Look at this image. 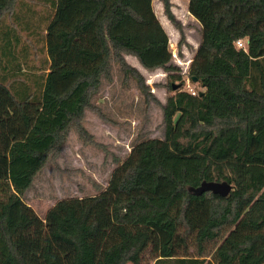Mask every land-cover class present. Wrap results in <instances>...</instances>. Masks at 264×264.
Masks as SVG:
<instances>
[{
  "label": "trees",
  "instance_id": "trees-1",
  "mask_svg": "<svg viewBox=\"0 0 264 264\" xmlns=\"http://www.w3.org/2000/svg\"><path fill=\"white\" fill-rule=\"evenodd\" d=\"M160 1L182 45L173 2ZM189 12L202 25L197 95L153 0H0V264H142L147 253L154 264H264V0H190ZM128 54L169 72L164 138L136 143L99 193L41 217L23 195L72 128L91 138L85 113L112 62L147 90ZM204 180L234 189L194 193Z\"/></svg>",
  "mask_w": 264,
  "mask_h": 264
},
{
  "label": "rangeland",
  "instance_id": "rangeland-1",
  "mask_svg": "<svg viewBox=\"0 0 264 264\" xmlns=\"http://www.w3.org/2000/svg\"><path fill=\"white\" fill-rule=\"evenodd\" d=\"M175 3L173 8L185 34L182 45L179 44L181 32L165 15L162 2L153 0V7L170 36L173 64L185 80L183 89L186 90L190 83L200 90L201 85L190 78L189 69L202 41V30L189 19L187 0H175ZM41 57L44 61L47 53L43 51ZM126 59L141 72L148 85L147 90L140 89L134 76L125 78L119 64L112 62L111 75L103 77L102 85L92 99L95 107L88 108L85 113L83 124L91 138L86 140L72 128L62 150L50 158L23 195L25 202L41 217L45 218L49 209L61 199L99 193L136 143L164 138L163 108L157 100L161 103L166 101L168 92L165 85L169 72L161 68L147 70L131 54L126 55ZM36 64L40 65L41 61ZM219 242L212 241L208 249ZM191 252L196 253L194 248ZM142 264H154L149 253Z\"/></svg>",
  "mask_w": 264,
  "mask_h": 264
},
{
  "label": "water",
  "instance_id": "water-1",
  "mask_svg": "<svg viewBox=\"0 0 264 264\" xmlns=\"http://www.w3.org/2000/svg\"><path fill=\"white\" fill-rule=\"evenodd\" d=\"M194 82H198L196 77H193ZM175 88L182 87V83L174 84ZM204 91H201L200 94H203ZM234 189V185L227 181H218V180H204L198 187L192 188V191L196 194H202L206 191H212L223 196H227Z\"/></svg>",
  "mask_w": 264,
  "mask_h": 264
},
{
  "label": "crops",
  "instance_id": "crops-1",
  "mask_svg": "<svg viewBox=\"0 0 264 264\" xmlns=\"http://www.w3.org/2000/svg\"><path fill=\"white\" fill-rule=\"evenodd\" d=\"M172 2H173V7H174V3H175V0H172ZM189 2H190V0H187V4H188V10H187V13L188 14H190V20H191V22L192 23H194V25L195 26H198L200 29L202 28V25H201V23L198 21V19H196L190 12H189ZM176 4V3H175ZM173 9V11H174V13L176 14V16H177V11H176V9L175 8H172ZM178 17V16H177ZM179 18V17H178ZM180 19V18H179Z\"/></svg>",
  "mask_w": 264,
  "mask_h": 264
},
{
  "label": "built area",
  "instance_id": "built-area-1",
  "mask_svg": "<svg viewBox=\"0 0 264 264\" xmlns=\"http://www.w3.org/2000/svg\"><path fill=\"white\" fill-rule=\"evenodd\" d=\"M245 44H246V42L243 39H240V40L237 41V45L239 47H245ZM186 90H188L189 92H191L193 95H197L198 92H199V90H196L195 88H193L192 86H190V83L187 84V89Z\"/></svg>",
  "mask_w": 264,
  "mask_h": 264
}]
</instances>
